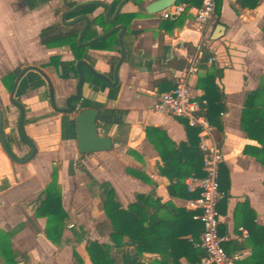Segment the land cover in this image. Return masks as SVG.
I'll use <instances>...</instances> for the list:
<instances>
[{"label":"crops","instance_id":"obj_1","mask_svg":"<svg viewBox=\"0 0 264 264\" xmlns=\"http://www.w3.org/2000/svg\"><path fill=\"white\" fill-rule=\"evenodd\" d=\"M154 1L0 0V110L8 144L20 159H25L31 148L20 135V110L10 101L19 75L15 80L8 76L29 65L41 68L53 83L59 107H64L67 97L76 94L79 78L75 72L78 61L71 48L43 46L41 31L57 24L72 25L73 21L63 23L64 14H57L66 2L96 4L91 17L114 22L111 32L118 31L116 38L102 49H88L81 59L112 84L116 83L109 86L95 78L87 66H81L83 106L99 109L98 124L115 143L111 151L80 155L73 117L52 109L45 79L29 71L18 83L15 98L25 108V133L37 151L29 163L18 165L6 155L0 141V229L11 235L16 264H75L74 254L82 264H93L87 252L89 241L113 246L109 231L102 226L107 218L96 184L110 185L123 208L135 203L137 195L154 194L162 203L184 211L180 224H188L189 217L193 219L194 215L191 202L198 197L187 182L192 177L185 179V189L171 195V181L159 172L161 158L147 139V128L164 130L177 145L186 142V121L157 112L154 105L181 77L188 78L191 95L202 98L205 90L199 86L200 79L216 69H223L222 78H216L215 84L224 93L226 105L222 132L214 127L224 157L219 174L225 192L219 204L220 231L226 238L227 254L235 262L252 255L254 241H248L249 230L264 227V168L251 154L252 149L250 154L245 153L247 147L260 145L240 129V121L247 93L264 84V0L254 10L243 8L238 0H221L220 13H215L207 23L197 22L191 12L174 20L162 18L160 12L149 14L146 8ZM191 2L195 7L201 5V0ZM120 15L135 17L119 22ZM81 17L89 20L87 15ZM219 25L225 30L216 38ZM120 27L124 28L125 57L120 48ZM96 31L99 38L107 34L101 24ZM204 52L211 54V58L202 63ZM54 58L57 63L50 64ZM114 89L117 93L113 98ZM55 167L62 206L73 217L61 246L48 240L46 219L36 216L37 200L51 182ZM164 215L162 211L161 216ZM170 216L166 210V218ZM199 244L200 238L194 246L201 248ZM114 252L137 254L134 246L115 248ZM141 261L166 264L162 257L150 254ZM123 262V257L117 259V264ZM0 264H6L1 252ZM179 264L191 263L182 257Z\"/></svg>","mask_w":264,"mask_h":264},{"label":"trees","instance_id":"obj_2","mask_svg":"<svg viewBox=\"0 0 264 264\" xmlns=\"http://www.w3.org/2000/svg\"><path fill=\"white\" fill-rule=\"evenodd\" d=\"M260 1L238 0V3L243 8L254 10ZM78 6L76 3L66 2L63 11L59 10L57 14H64V24L75 21L83 15L88 16L89 24L81 42H79V37L86 27L87 22L85 20L68 26L57 24L42 30L39 35L40 43L45 47L53 48L68 45L76 61H80L88 49H102L104 44L116 38L118 32H111L114 22L91 17L97 8L96 4L92 3L89 6L76 9ZM220 9L221 0H217L216 13L219 14ZM134 17L135 15H120L118 21L121 22L125 18L132 20ZM98 24L103 26L105 32H110L106 37L99 40H97L99 36L96 31ZM91 41L94 42L89 45L88 43ZM210 58L211 54L204 52L201 61L205 63ZM57 61L58 59L54 58L50 64L55 65ZM111 64L113 70L115 63L112 62ZM21 71L18 68L8 76V79L15 80ZM75 72L78 76L76 69ZM222 76L223 69H216L213 73L201 78L199 84L205 90V95L200 99L207 101L204 115L219 133L222 132V115L226 112V105L225 95L215 84V81L216 78L220 79ZM116 93L117 89H114L111 96L116 97ZM185 127L187 141L179 145L171 141L164 130L155 127L147 128V139L161 158L162 164L158 167L159 172L171 181V195H177L180 189H185L186 178H202L205 175L203 153L199 147V129L189 127L187 122H185ZM240 129L249 139L257 141L260 145V147H247L245 153L250 154L252 149L251 154L253 153L252 155L257 162L264 168V84L247 93L243 103ZM22 141L25 142L23 139ZM81 170L84 169L81 168ZM128 173L131 174L132 171L128 170ZM96 185L100 189L102 208L107 218V222L102 226L109 231L113 246L89 241L87 252L93 264H117L119 257H123V264H141V259L146 254L160 256L166 260V264H179L182 257H186L191 264H198L205 258V250L194 246L203 232L201 222L193 220L191 216L188 224L187 222L180 224L184 211L173 207L171 204L162 203L154 194L137 195L135 203L129 205L128 208H123L115 190L110 185L105 183ZM166 210L171 213L169 218H166ZM162 211L165 212L164 216H161ZM36 216L46 219L45 233L48 240L57 246H61V240L67 231L68 224L73 221V217L62 206L57 167L53 170L51 182L37 200ZM249 231L250 239L248 241H254L253 253L249 258L236 261V264H264V227L255 226L254 230L250 229ZM220 234L222 235L221 231ZM188 235L191 236L189 239L187 238ZM125 239L127 240L124 241ZM127 246H134L137 254L114 252L115 248ZM223 246L228 252L226 244ZM242 247L243 245L238 246L237 249L240 250ZM0 252L6 264H16L11 235L1 229ZM74 260L75 264H82L77 254H74Z\"/></svg>","mask_w":264,"mask_h":264},{"label":"built area","instance_id":"obj_3","mask_svg":"<svg viewBox=\"0 0 264 264\" xmlns=\"http://www.w3.org/2000/svg\"><path fill=\"white\" fill-rule=\"evenodd\" d=\"M186 12L193 13L197 22L207 23L215 17L216 0H201L199 7H195L191 0H176L160 13L162 18L174 20ZM206 106L205 99L191 95L188 78L181 77L171 91L158 97L154 110L185 120L189 127L199 129V147L203 153L205 175L187 181L190 190L198 192V197L191 202L193 219L203 225L199 245L205 250L206 256L199 264H236L223 246L226 238L220 234L222 216L219 204L225 192L221 189L219 173L224 157L222 145L215 137V128L204 115Z\"/></svg>","mask_w":264,"mask_h":264},{"label":"water","instance_id":"obj_4","mask_svg":"<svg viewBox=\"0 0 264 264\" xmlns=\"http://www.w3.org/2000/svg\"><path fill=\"white\" fill-rule=\"evenodd\" d=\"M175 1L176 0H156L152 2L150 5H148L146 10L149 14H157L163 11L164 9H166L167 7L171 6ZM89 5L90 4L79 5L76 9L81 8V7H86ZM79 20H85L87 22L86 27L84 28V30L82 31L79 37V41H80L89 23L86 17H80L76 21L71 22L70 24H74L78 22ZM62 21L64 23V16L62 17ZM120 28L122 29V32L119 35L120 48L123 51V54L125 57V51L122 45V33L124 31V28L123 27H120ZM224 30H225V27L223 25H219L216 28V38L220 37V34ZM107 34L98 38L97 40L104 38L105 36H107ZM121 63L122 61L116 67V70H115L116 75L118 73V69ZM82 65L87 66V68L89 69V71L95 78L105 81L109 86H114L116 84V83L112 84L107 77H105L104 75L100 73H97L85 61L80 60L76 64V70L79 75L76 94L71 95L65 99L64 107L58 106L56 98H55V91H54L53 83L51 79L49 78V76L41 68L37 66L29 65L25 67L24 70L19 74L11 90L10 101L13 105L18 107L20 110V119H19L20 135L22 139L30 146L31 153L25 159H20L13 153L7 141V137H6L4 126H3L4 116H3L2 111L0 110V141H1L3 151L11 159L12 162L18 165H25L33 159L37 151L35 143L25 133V129H24L25 108L15 98V92H16L18 83L24 77V75L28 73L29 71H35L39 73L47 82V85L49 87V95H50L49 99H50L52 109L56 113L73 117L75 127H76L77 147H78V152L80 155L107 152L113 149L114 144H115L113 139L111 137L106 136L105 135L106 131L103 130L102 127L98 124V117L100 114L99 109L90 108V107L88 108V107L83 106L82 94H83V85H84V73L81 69ZM117 251L124 252V249H118Z\"/></svg>","mask_w":264,"mask_h":264}]
</instances>
